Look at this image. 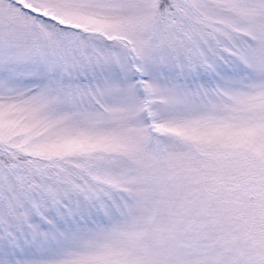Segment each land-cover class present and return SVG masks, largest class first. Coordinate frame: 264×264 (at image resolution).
Returning a JSON list of instances; mask_svg holds the SVG:
<instances>
[{
	"label": "snow or ice",
	"instance_id": "1",
	"mask_svg": "<svg viewBox=\"0 0 264 264\" xmlns=\"http://www.w3.org/2000/svg\"><path fill=\"white\" fill-rule=\"evenodd\" d=\"M0 264H264V0H0Z\"/></svg>",
	"mask_w": 264,
	"mask_h": 264
}]
</instances>
